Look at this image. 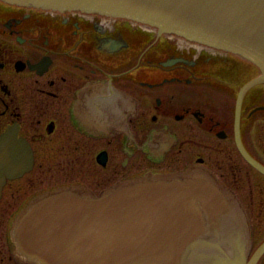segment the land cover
I'll return each instance as SVG.
<instances>
[{
  "label": "flooded vegetation",
  "instance_id": "obj_1",
  "mask_svg": "<svg viewBox=\"0 0 264 264\" xmlns=\"http://www.w3.org/2000/svg\"><path fill=\"white\" fill-rule=\"evenodd\" d=\"M231 51L126 17L0 0V136L32 156L0 219L62 186L91 194L188 169L233 192L264 264V82ZM2 225V223H1ZM11 225V224H10ZM0 264H33L0 228Z\"/></svg>",
  "mask_w": 264,
  "mask_h": 264
},
{
  "label": "water",
  "instance_id": "obj_2",
  "mask_svg": "<svg viewBox=\"0 0 264 264\" xmlns=\"http://www.w3.org/2000/svg\"><path fill=\"white\" fill-rule=\"evenodd\" d=\"M80 9L149 24L160 32L231 51L255 64L264 82V0H4ZM0 136V194L31 155ZM14 253L33 264H254L238 199L213 175L188 169L146 174L99 194L62 186L31 199L13 218Z\"/></svg>",
  "mask_w": 264,
  "mask_h": 264
},
{
  "label": "rangeland",
  "instance_id": "obj_3",
  "mask_svg": "<svg viewBox=\"0 0 264 264\" xmlns=\"http://www.w3.org/2000/svg\"><path fill=\"white\" fill-rule=\"evenodd\" d=\"M12 220H13V218L12 219H7V220L5 218L0 219V228H2V225L5 228L10 227V224H11ZM1 223H2V225H1Z\"/></svg>",
  "mask_w": 264,
  "mask_h": 264
}]
</instances>
